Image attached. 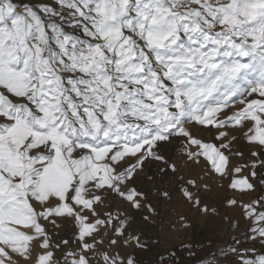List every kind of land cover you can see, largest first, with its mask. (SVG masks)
<instances>
[{"label": "snow or ice", "instance_id": "6c2138e0", "mask_svg": "<svg viewBox=\"0 0 264 264\" xmlns=\"http://www.w3.org/2000/svg\"><path fill=\"white\" fill-rule=\"evenodd\" d=\"M0 264H264V0H0Z\"/></svg>", "mask_w": 264, "mask_h": 264}, {"label": "rangeland", "instance_id": "374dc122", "mask_svg": "<svg viewBox=\"0 0 264 264\" xmlns=\"http://www.w3.org/2000/svg\"><path fill=\"white\" fill-rule=\"evenodd\" d=\"M185 209L182 207L181 211H184ZM161 211L163 213H167L163 218V221L158 228V231L161 233L160 239L162 241V247H168L169 243L164 238V233L168 229V220L174 219L175 212L169 213L168 206H162ZM194 215V214H193ZM192 228L189 230L188 238H192V236H195L199 241L204 242L205 244L208 243L210 239H228V229L226 225H219L217 223L212 222L211 220H203V219H196L194 221H191Z\"/></svg>", "mask_w": 264, "mask_h": 264}]
</instances>
